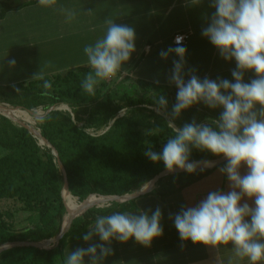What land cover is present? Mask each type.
<instances>
[{
  "label": "trees",
  "instance_id": "obj_1",
  "mask_svg": "<svg viewBox=\"0 0 264 264\" xmlns=\"http://www.w3.org/2000/svg\"><path fill=\"white\" fill-rule=\"evenodd\" d=\"M7 8L5 4V8L0 10V18ZM91 71L72 70L66 74L46 75L43 80L0 85V95L6 96L7 102L13 106L31 110L42 107L46 110L52 105L67 104L71 108L51 112L45 116L39 128L57 149L66 169L69 190L80 201L90 194L121 195L142 187L166 169L163 161L152 162L144 154L148 146L151 145V150L160 148L174 135L168 127V116L172 118L176 100L166 86L124 77L116 87L107 89L106 81L99 82L94 94L90 95L83 91L81 84ZM232 71L216 75L212 80L227 79L234 83ZM254 78V71H245V83ZM44 80L51 82L50 89L43 88ZM45 91L49 95H42ZM161 95L167 99V107L157 114L155 109H148V106L157 110L156 102ZM126 108L132 113L120 116L119 113ZM222 111V107L211 109L198 103L172 119L178 127L195 120L215 129L212 121L218 120ZM79 113L87 115V119L83 120ZM81 121L85 123L80 125ZM144 127H159L160 130L144 134ZM88 128L97 131L106 129L92 134ZM0 146L8 150L0 156V200L20 201L23 211L28 213L27 224L16 227L10 220L11 214L0 209V245L14 241H41L57 236L67 211L62 198L63 175L52 148L41 145L28 129L1 113ZM218 157L209 151L192 148L189 162ZM212 170L168 175L157 183L156 192L164 195L172 189H182ZM132 202H113L109 206L93 207L74 220L68 233L55 247H12L0 253V264H64V246L70 237L85 233L97 216L108 215L115 208L131 205Z\"/></svg>",
  "mask_w": 264,
  "mask_h": 264
},
{
  "label": "clouds",
  "instance_id": "obj_2",
  "mask_svg": "<svg viewBox=\"0 0 264 264\" xmlns=\"http://www.w3.org/2000/svg\"><path fill=\"white\" fill-rule=\"evenodd\" d=\"M44 7H52L56 0H38ZM201 0H192L198 5ZM215 9L210 22L202 30V35L219 50L225 60L235 59L236 69L232 71L234 83L227 79L213 81L199 79L191 75L187 82L183 76L186 48L179 46L183 37H176L175 48L161 51L160 56L167 58L174 52L179 61H173L174 71L171 82L178 89L176 103L173 105L172 118L179 117L183 110L194 104L203 103L211 109L222 107L218 120H213L215 129L208 124L193 120L183 127L169 121L173 136L167 139L162 152L151 150L144 153L152 162L163 161L168 172L177 169L193 173L196 164L189 162L191 149L209 151L216 156H224L227 163L220 168L230 181L231 191L209 192L206 199L194 207H182L174 216V225L182 241L191 240L193 244H204L219 249L221 245H233L234 256L248 261V264L264 262V0H211ZM67 21L75 18L74 10L61 8ZM106 32L94 44L83 49L89 72L82 81L84 92L94 94L96 85L101 81L116 77L125 62L135 51V30L127 25H118L113 19L105 20ZM15 65V60L10 61ZM254 71L256 78L244 82L245 71ZM33 79L43 80V72ZM51 82L44 80L43 88L50 89ZM19 91V90H17ZM42 95L47 96V91ZM157 110L167 107V99L158 96ZM257 106H259L257 108ZM35 120L45 119V113L32 110ZM159 127L148 134L159 132ZM246 164L247 174L241 176L240 167ZM143 190V189H142ZM239 190V191H237ZM244 196L254 198L255 207L247 202L241 205ZM247 218H250V221ZM162 212L157 208L151 215L141 211L115 212L97 216L94 227L83 236L85 241L99 236L106 243L116 239L127 243L130 239L145 247L163 235L161 226ZM99 250V254H98ZM112 254L104 244H91L87 249L77 248L66 256L65 264H103ZM232 264V261H229Z\"/></svg>",
  "mask_w": 264,
  "mask_h": 264
},
{
  "label": "crops",
  "instance_id": "obj_3",
  "mask_svg": "<svg viewBox=\"0 0 264 264\" xmlns=\"http://www.w3.org/2000/svg\"><path fill=\"white\" fill-rule=\"evenodd\" d=\"M12 2L0 18V85L31 80L38 72L51 76L91 69L83 49L105 34V20L108 18L135 30V51L123 64L119 79L126 76L133 81L176 89L171 76L173 61L180 58L172 52L165 59L160 52L177 47L174 36L182 32H191L188 42L179 45L186 48L183 65L185 82L193 74L201 80H212L216 75L236 69L235 59L228 61L222 58L219 50L202 35V30L208 26L215 12L210 6L211 0H201L198 5L192 4V0H56L52 7L41 6L38 0ZM61 8L74 10L75 18L67 21ZM12 60H15L14 66L10 65ZM148 109H155L157 114H161L152 106ZM79 116L87 117L81 113ZM221 167L216 166L189 186L172 189L164 195L154 188L132 199L131 205L117 207L108 214L132 212L139 215L143 211L151 215L160 208L163 235L155 238L150 247L137 243L135 238L127 243L112 239L109 244L94 235L92 240L85 241L83 236L94 227V222L85 233L68 239L64 246L65 260L67 254L77 248L87 249L91 244H104L112 249V254L103 260V264H229L230 260L232 264H248L246 258L241 260L234 256L231 244L217 249L193 244L191 240L182 241L174 225V216L182 207L196 206L212 191H231L230 181L220 172ZM239 171L241 176L247 174V165L242 164ZM245 202L255 207L254 198L244 196L240 203ZM246 219L250 221V218ZM85 264H90V258L85 257Z\"/></svg>",
  "mask_w": 264,
  "mask_h": 264
},
{
  "label": "water",
  "instance_id": "obj_4",
  "mask_svg": "<svg viewBox=\"0 0 264 264\" xmlns=\"http://www.w3.org/2000/svg\"><path fill=\"white\" fill-rule=\"evenodd\" d=\"M5 108L4 106H0V113L3 114L4 116L8 117L11 119L13 122L16 124L25 127L26 129L29 130L31 134H33L36 138L40 140V144H45L49 147L52 148V153L57 157V163L59 166V169L62 172L63 175V188H62V198L63 202L66 207V211L68 214V218L64 221L63 226L59 234L55 237L49 238V239H44L41 241H14V242H6L4 244L0 245V253L6 249L16 247V246H33L39 249H50L52 247H55L58 245L61 241V239L68 233L70 230L74 220L84 214L87 210L93 208V207H104L106 205H110L113 202H118V203H123L127 202L129 200L135 199L141 195H144L150 191H152L156 186L157 183L163 179L164 177L171 175V174H182L187 171L184 170H175L173 172H168L166 169H163L160 171L158 174L153 176L152 179H150L146 184H144L142 187H140L138 190H135L131 193H126V194H110V195H102V194H90L87 198H85L83 201H81V204L78 205L77 207H69L68 204L66 203V197L65 195L68 193L70 194L69 190V182H68V177L66 173V169L64 167V164L62 163L60 156L58 154V151L55 147L52 146V144L49 142V140L44 137L40 131V129H37L30 124L24 122L23 120H20L18 118H15L14 116L5 113L3 110ZM55 105L50 106L47 109L46 114L50 113L55 109ZM29 112H32V110H29ZM227 158L224 156H220L218 158L214 159H202V160H196V161H191L196 164V171H202V170H208V169H213L216 166L221 165L222 163L226 162ZM143 189V190H142ZM96 195L98 197H101L102 203H93L90 200V197ZM78 198V197H76Z\"/></svg>",
  "mask_w": 264,
  "mask_h": 264
},
{
  "label": "rangeland",
  "instance_id": "obj_5",
  "mask_svg": "<svg viewBox=\"0 0 264 264\" xmlns=\"http://www.w3.org/2000/svg\"><path fill=\"white\" fill-rule=\"evenodd\" d=\"M5 4L6 5H8V6H10V5H12L13 4V2H12V0H0V10H2V9H4L5 8ZM124 77H126V76H123L121 79H123ZM120 77L118 76V74H117V76L116 77H114V78H112L111 80H107L106 81V83H108V85H107V87H105L106 89L109 87H116V85H118V82H119V80H121V79H119ZM177 91H178V89L176 88V89H173V88H171L170 89V92L173 94V96L175 97V100H176V96H177ZM6 96H3V95H0V105H4V106H7V107H10V108H13V109H23V108H21V107H18V106H13L12 104H10V103H8L7 102V98H5ZM177 102V101H176ZM62 105H64V104H62ZM70 108V107H69ZM39 109H41L43 112L45 111L42 107H40ZM64 109H65V107H64ZM71 109V108H70ZM24 110V109H23ZM65 110H68V109H65ZM160 112H162V111H160ZM132 112L129 110V109H124V110H122L120 113H119V115L120 116H122V115H130ZM30 116H31V121H32V123H34V125H36V128L37 129H40L39 128V124L42 122V121H37V120H35V118H34V116H32L31 114H30ZM87 119V118H86ZM168 119L171 121V122H173L174 123V121H173V119L170 117V116H168ZM83 120H84V118H83ZM85 123V121H81L79 124L80 125H83ZM175 124V123H174ZM176 125V124H175ZM177 126V125H176ZM178 127V126H177ZM88 130L90 131V132H94V133H97L98 131L97 130H95V129H93V128H88ZM143 130H144V134H148L151 130H153V129H151V128H143ZM103 131V129H100L99 130V133L100 132H102ZM163 145L160 147V148H156V149H152V151H154V152H157V153H160V152H162V149H163ZM8 150L6 149V148H4V147H2V146H0V156L1 155H3V154H5L6 152H7ZM76 201H77V204H81V201L78 199V198H76ZM0 207H1V209H2V211L3 212H7V213H9V214H11V216H10V220L12 219L14 222H15V225H16V227H22V226H24V225H26L27 224V216H28V213L26 212V211H23V209H22V204H21V202L20 201H14V200H1L0 201ZM68 218V214H66V216H65V220Z\"/></svg>",
  "mask_w": 264,
  "mask_h": 264
},
{
  "label": "bare ground",
  "instance_id": "obj_6",
  "mask_svg": "<svg viewBox=\"0 0 264 264\" xmlns=\"http://www.w3.org/2000/svg\"><path fill=\"white\" fill-rule=\"evenodd\" d=\"M0 106H4V105H0ZM4 107L5 108H3L2 111H4L5 113L10 114V115H12L15 118H18L20 120H23L24 122H26V123H28L31 126L36 128V125H34V123H32V121H31L30 114L32 116H34L33 112H29V110H31V109H24V110L23 109H17L16 110V109H13V108H10V107H7V106H4ZM55 107L56 108L53 111L58 110V109H64V107H65V109L71 110L67 104L55 105ZM53 111H51V112H53ZM46 112H47V109L44 111L45 116H47L48 114L51 113L50 112V113L46 114ZM41 145H45V144H41ZM65 197H66V203L68 204L69 207L73 208V207H76V206L79 205V204H77L76 196H73L71 193L70 194L67 193L65 195ZM90 200L93 203H102L103 202L102 199L97 197L96 195L91 196Z\"/></svg>",
  "mask_w": 264,
  "mask_h": 264
},
{
  "label": "built area",
  "instance_id": "obj_7",
  "mask_svg": "<svg viewBox=\"0 0 264 264\" xmlns=\"http://www.w3.org/2000/svg\"><path fill=\"white\" fill-rule=\"evenodd\" d=\"M190 34H191V32H182V33H178V34H176L175 36H174V42L176 43V37L177 36H180V37H183V39H182V43L181 44H185V43H187L188 42V39H189V37H190Z\"/></svg>",
  "mask_w": 264,
  "mask_h": 264
}]
</instances>
